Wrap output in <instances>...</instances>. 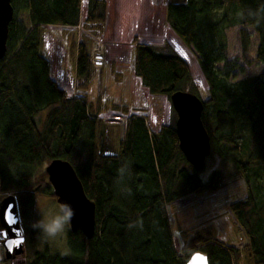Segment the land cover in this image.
I'll list each match as a JSON object with an SVG mask.
<instances>
[{
    "label": "trees",
    "instance_id": "obj_1",
    "mask_svg": "<svg viewBox=\"0 0 264 264\" xmlns=\"http://www.w3.org/2000/svg\"><path fill=\"white\" fill-rule=\"evenodd\" d=\"M11 4L6 53L0 59V196L15 195L20 217L28 214L37 195L56 197L41 168L63 159L73 166L95 204L90 239L80 230H70L67 254L45 248L29 264H185L196 251L204 253L209 264H240V249L212 233L186 235L181 251L174 247L167 207L187 194L215 191L221 181L220 170L208 181L199 177L179 148L174 124L152 131L145 115H129L115 153H106L100 111L91 110L84 93L95 68L88 37L74 44L78 93L68 95L52 78L43 28L77 26L82 0ZM85 5V25L101 27L105 1L86 0ZM261 8L264 0H180L170 1L165 9L166 22L195 53L207 84L201 119L211 152L244 181L245 197L229 208L247 239L250 264H264V72L232 80L219 64L226 60L225 30L236 25L253 28L256 57L264 63V12L249 15ZM22 13L28 24L19 19ZM132 44L134 73L149 93L169 99L179 90L197 95L180 56L158 51L136 37ZM188 86L192 88L185 90ZM125 163L131 175L121 181L117 172ZM138 219L143 227L129 228ZM33 234L25 233L31 239Z\"/></svg>",
    "mask_w": 264,
    "mask_h": 264
},
{
    "label": "rangeland",
    "instance_id": "obj_2",
    "mask_svg": "<svg viewBox=\"0 0 264 264\" xmlns=\"http://www.w3.org/2000/svg\"><path fill=\"white\" fill-rule=\"evenodd\" d=\"M104 1L105 19L101 27L96 29L94 25H85L86 0H82L83 10L77 26H44L43 50L49 57L52 78L68 95H75L78 90L74 44L89 38L96 60L93 78L84 93L91 110L100 111L98 116L104 122L106 153L113 154L129 115H145L152 131L167 123L174 124L177 118L170 99L149 93L135 75L133 37L152 44L158 51L180 56L189 67L193 92L202 100L208 98V92L195 53L181 42L165 19L167 3L180 0ZM19 19L25 23L28 21L25 13L20 14ZM225 36L226 60L219 67L227 71L232 80L264 72V63L256 57L258 38L252 27L232 26L225 30ZM116 37L121 39L117 44ZM245 42L248 43L246 47L243 46ZM191 88L188 86L185 90ZM45 114L40 113V123ZM214 170L221 172V181L215 191L187 194L167 207L174 247L180 252L186 235L212 233L223 243L240 249V264H250L246 261L247 239L229 208L232 202L245 197L244 181L231 165H225L217 154L211 152L198 175L203 181H208ZM5 196L1 195L0 201ZM59 208L56 197L37 195L35 206L21 217L23 234L34 231V238L26 237L24 253L17 258L20 264H29L34 254L45 248L51 252L68 253L69 231L62 238L46 241L33 228L36 221L51 218ZM2 259L0 264H12L11 260L4 259L3 253Z\"/></svg>",
    "mask_w": 264,
    "mask_h": 264
},
{
    "label": "water",
    "instance_id": "obj_3",
    "mask_svg": "<svg viewBox=\"0 0 264 264\" xmlns=\"http://www.w3.org/2000/svg\"><path fill=\"white\" fill-rule=\"evenodd\" d=\"M13 17L11 0H0V59L6 53L9 23ZM170 101L176 112L174 123L178 145L187 162L200 171L211 153L210 137L201 119L203 101L194 93L179 90L171 94ZM48 181L57 202L69 204L75 211L71 231L80 230L90 239L95 230V204L86 196L83 185L73 166L66 160L53 159L45 166ZM21 217L15 195L9 194L0 202V228L4 238V258L13 259L24 253L25 237L21 229ZM185 264H209L201 251L190 255Z\"/></svg>",
    "mask_w": 264,
    "mask_h": 264
},
{
    "label": "clouds",
    "instance_id": "obj_4",
    "mask_svg": "<svg viewBox=\"0 0 264 264\" xmlns=\"http://www.w3.org/2000/svg\"><path fill=\"white\" fill-rule=\"evenodd\" d=\"M264 12V8L258 9L255 13L250 12L249 15L258 16ZM131 167L128 164H122L118 169L117 178L123 180L126 176L130 177ZM130 194V189L127 190ZM75 216V211L69 204H61L59 211L51 216L49 219H41L34 223L33 228L37 230L46 241L62 238L67 231L71 230V222ZM143 227V221L138 219L137 221L130 223L129 228Z\"/></svg>",
    "mask_w": 264,
    "mask_h": 264
},
{
    "label": "flooded vegetation",
    "instance_id": "obj_5",
    "mask_svg": "<svg viewBox=\"0 0 264 264\" xmlns=\"http://www.w3.org/2000/svg\"><path fill=\"white\" fill-rule=\"evenodd\" d=\"M20 223H21V221H20ZM21 229H22V226H21ZM22 233H23V229H22ZM24 235V234H23ZM24 237H25V240H24V242H23V247H25V241H26V236L24 235ZM3 238H4V235H3V232L1 231V228H0V261H2L3 259H2V253H3V255H4V248H3V245H2V240H3ZM18 258V256H15L13 259H10L11 260V262H12V264H20V259H17ZM5 259V258H4Z\"/></svg>",
    "mask_w": 264,
    "mask_h": 264
},
{
    "label": "crops",
    "instance_id": "obj_6",
    "mask_svg": "<svg viewBox=\"0 0 264 264\" xmlns=\"http://www.w3.org/2000/svg\"><path fill=\"white\" fill-rule=\"evenodd\" d=\"M107 3H108V1H107ZM83 10V9H82ZM85 13H86V6H85ZM85 13H84V16H85ZM81 14H82V12H81ZM116 39V40H115ZM115 39H113V40H115V43L117 44V43H119L118 41H121V39H119V40H117L118 38L116 37ZM147 43V42H146ZM121 45V44H120ZM132 48H133V44H132ZM47 57H48V55H47ZM49 58V57H48ZM75 60V59H74ZM97 63V62H96ZM99 64V63H98ZM100 65V64H99ZM50 71H51V66H50Z\"/></svg>",
    "mask_w": 264,
    "mask_h": 264
},
{
    "label": "built area",
    "instance_id": "obj_7",
    "mask_svg": "<svg viewBox=\"0 0 264 264\" xmlns=\"http://www.w3.org/2000/svg\"><path fill=\"white\" fill-rule=\"evenodd\" d=\"M95 54H96V53H94V55H92V56H93V59H94V61L96 60V58H95V56H96V55H95Z\"/></svg>",
    "mask_w": 264,
    "mask_h": 264
}]
</instances>
